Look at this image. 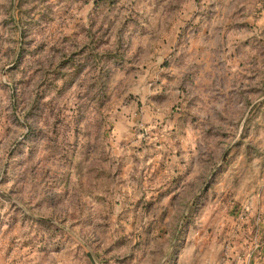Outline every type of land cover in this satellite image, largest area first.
I'll list each match as a JSON object with an SVG mask.
<instances>
[{
    "label": "rangeland",
    "instance_id": "1",
    "mask_svg": "<svg viewBox=\"0 0 264 264\" xmlns=\"http://www.w3.org/2000/svg\"><path fill=\"white\" fill-rule=\"evenodd\" d=\"M0 264H264V0H0Z\"/></svg>",
    "mask_w": 264,
    "mask_h": 264
}]
</instances>
